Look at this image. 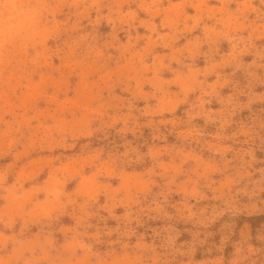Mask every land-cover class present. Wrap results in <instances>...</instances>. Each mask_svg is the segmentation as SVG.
Returning <instances> with one entry per match:
<instances>
[{"label": "clouds", "instance_id": "1", "mask_svg": "<svg viewBox=\"0 0 264 264\" xmlns=\"http://www.w3.org/2000/svg\"><path fill=\"white\" fill-rule=\"evenodd\" d=\"M259 216L264 0H0V264H264Z\"/></svg>", "mask_w": 264, "mask_h": 264}, {"label": "rangeland", "instance_id": "2", "mask_svg": "<svg viewBox=\"0 0 264 264\" xmlns=\"http://www.w3.org/2000/svg\"><path fill=\"white\" fill-rule=\"evenodd\" d=\"M247 222L251 226H260V225L264 224V216L250 218ZM185 238H187V237H185ZM198 258H200V254H198Z\"/></svg>", "mask_w": 264, "mask_h": 264}]
</instances>
